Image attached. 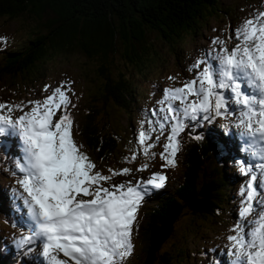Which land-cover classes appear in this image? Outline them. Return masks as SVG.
<instances>
[{
  "label": "snow or ice",
  "instance_id": "obj_1",
  "mask_svg": "<svg viewBox=\"0 0 264 264\" xmlns=\"http://www.w3.org/2000/svg\"><path fill=\"white\" fill-rule=\"evenodd\" d=\"M229 39L237 41L231 50L226 41L216 38L212 43L219 49L192 66L195 78L166 90L162 101L166 107L159 109L163 115L155 122L158 127L151 119L141 122L137 140L146 157L168 128L160 153L163 169L178 167L180 137L185 130L199 141L203 133L195 130L236 115L230 111V105H235L240 117L235 126L243 129L241 136L247 145L241 150L259 157L262 162L256 167L264 176V12L245 20ZM6 43L7 38L0 37V46ZM69 92L75 95L71 84L62 83L43 100L30 101L28 111L23 104L0 103V141L4 142L0 146L14 140L22 153L11 174L22 190L13 189L19 191L18 198L27 210V225L14 243L28 253L39 245L47 264H126L135 247L139 209L146 196L166 186L168 176L162 171L135 184L105 186L113 177L131 175L132 170L109 168L110 175L96 170L73 138L69 106L75 105ZM16 112L21 114L15 116ZM154 132L158 133L155 141L148 143ZM252 148L258 151L252 153ZM126 159L135 161L137 155ZM238 163L249 179L241 190L244 199L231 229L234 234L228 237V255L232 264H264V179H258L253 165ZM147 168L145 164L138 171Z\"/></svg>",
  "mask_w": 264,
  "mask_h": 264
},
{
  "label": "trees",
  "instance_id": "obj_2",
  "mask_svg": "<svg viewBox=\"0 0 264 264\" xmlns=\"http://www.w3.org/2000/svg\"><path fill=\"white\" fill-rule=\"evenodd\" d=\"M229 10L220 0H0V19L26 15L34 22L17 47L0 50L4 51L0 80L22 82L21 88L33 93L50 62L76 53L95 61V71L84 73L92 86L88 99L70 96L75 107L70 105L69 110L73 138L99 171L107 164L120 163V152L126 158L133 151L139 154L140 147L128 138L126 129L118 126L122 123L119 114L129 122L136 111L135 97L141 91L132 84L130 71L133 68L141 75L148 72L157 55L153 41L165 43L178 64L182 42L194 36L209 18L229 15ZM116 56L125 62L127 73L116 70ZM30 101L23 105L27 107ZM140 113L138 109L136 115L147 120ZM147 116L151 119L149 113ZM196 133H203V139H192L188 130L181 134L179 182L170 189L153 191L150 204L140 207L134 229L137 243L126 264L182 262V249H166L177 234L179 221L184 216L190 224L223 221L233 180L226 176L220 161L225 153L222 142L210 128ZM4 153L0 147V224L3 221L10 228L14 205L7 193L14 187L9 186L13 175L7 172ZM5 235L0 227V264H27L25 257L8 245Z\"/></svg>",
  "mask_w": 264,
  "mask_h": 264
},
{
  "label": "rangeland",
  "instance_id": "obj_3",
  "mask_svg": "<svg viewBox=\"0 0 264 264\" xmlns=\"http://www.w3.org/2000/svg\"><path fill=\"white\" fill-rule=\"evenodd\" d=\"M220 2L224 7L231 8V10L228 11L230 16L222 14L221 17L209 18L206 24L203 25L194 36L187 37L185 41L182 42L184 44L180 43L179 45L182 44V49L178 56V64L168 46L165 43L154 40L153 44L156 46L157 55H155L152 62H150V69L148 72H146L145 75H141L136 73L133 68L131 69V82L139 86L141 92L135 97L136 111L130 116L129 122L126 116L120 113L119 116L122 118V123L118 126H121L122 129H126L125 134L134 144L138 145V132L141 130V122L144 121L136 115L138 109L141 111V116H145L147 120H149L147 116L149 113L151 120L154 122L153 126L158 127L155 122L160 121L163 115L159 113V109L161 107H166V104L162 103L165 99L166 90L169 88L182 87L186 81L195 78V71L191 69L196 61L204 58L206 53L212 52V50L219 49L220 47L219 45L213 44V40L220 38L226 41L229 50H231L237 41H235V39L230 40L229 37H234L236 29H238L245 20L264 12V0H220ZM32 21L33 20L26 15L16 19L1 18L0 37L7 38V43L0 46V50L17 47L21 38L25 36L24 32L26 28L33 26L34 22ZM3 52H0V56H2ZM115 64L117 65L116 70H123L125 73L128 72L129 69L120 57L116 56ZM94 67L95 61L78 53L72 56L58 58L46 66L45 76L33 93L32 91H24L21 88V86L24 85L22 82L9 83L0 80V103L15 105L25 104L30 100H43L46 96L51 94L53 89L59 87L62 83L71 84L75 95L69 92V96H74L75 99L79 100L88 99V88H92V86L86 81L84 73H93L95 71ZM170 77H174L175 79H169ZM46 85L50 86L47 91L44 90ZM27 90H29V88H27ZM192 99H194V97ZM176 103L178 105V102ZM29 107H31L30 104L25 107V111H28ZM153 110L157 111L160 120L157 116L152 115ZM231 110H235L236 115L217 119L216 122L210 126V129L217 135L216 137L222 142L221 145H225L227 151L226 156L222 155L220 157V161L224 166L223 171L226 176L233 180L232 190L228 194L231 199L228 203L229 206L225 212L223 211V221H221L220 224L216 222L207 224L201 221L190 224L187 216H184L179 221L177 234L174 235L172 240L166 245V249L171 251L182 249V257L184 260L182 262L178 260L173 262V264H216V259H221L225 256H227V259H230L228 255L229 252L226 253V250L230 248L228 237L234 234L231 229L238 220V213L242 207V200L244 199V197L241 196V190L246 186L249 179L241 173L240 164L238 163L239 161H244L245 164H248L245 159H242V154L244 152L241 150L242 145H237L233 140L236 143L234 148V146L231 145L232 143H230L231 137L225 139V130L228 127V122L232 123L233 129H235L234 125L238 123L240 118L239 110L235 105H230V111ZM20 114L19 112L14 113L15 116H19ZM120 117L116 118L118 122L121 120ZM116 119H113V122ZM144 128L148 129L149 125L145 123ZM203 129L205 128H197L195 132H199V130ZM120 134H123V132ZM157 134L156 132L152 133L153 140L148 143H153ZM167 135L168 128L166 127L164 135L160 137L159 141H155L156 147L150 150V157L152 153L155 154L154 157H146L142 154V151L139 150L137 159L128 162L126 157L124 155L122 156L120 152L118 159L121 160L120 163L116 161L101 167L99 171L104 175H110L108 172L109 168L117 171L123 168H130L132 170L131 175L113 177L111 181L105 183V186L109 184L127 183L128 181L135 184L138 180H147L152 174L162 171L168 176V181L163 189H170L175 186V184L179 182V166L175 169H163L162 165L164 161L160 158V153L164 150L163 145L167 142ZM225 142L228 146H226ZM125 149L126 148H123L122 151ZM133 154L134 151L128 154V157H131ZM261 162L262 161L259 159H254L253 163L250 164L253 165L258 179H264V176L261 175V171L256 167ZM145 164L148 165L147 170L138 171V169ZM6 169L8 170V165H6ZM150 195L146 196V206L150 204ZM0 227L2 228V233L6 235L14 231L12 227L11 229L7 227L3 221ZM136 238L137 233L134 231V245L137 243ZM224 245H226V248H224ZM130 257H133V254ZM42 262L44 264V260H42Z\"/></svg>",
  "mask_w": 264,
  "mask_h": 264
},
{
  "label": "bare ground",
  "instance_id": "obj_4",
  "mask_svg": "<svg viewBox=\"0 0 264 264\" xmlns=\"http://www.w3.org/2000/svg\"><path fill=\"white\" fill-rule=\"evenodd\" d=\"M230 143H232L231 145L234 146V148H235L236 143L232 139H231ZM244 146H247V145L245 144Z\"/></svg>",
  "mask_w": 264,
  "mask_h": 264
}]
</instances>
